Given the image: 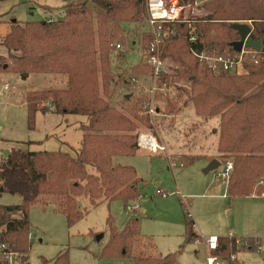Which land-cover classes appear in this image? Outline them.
I'll list each match as a JSON object with an SVG mask.
<instances>
[{
  "label": "rangeland",
  "instance_id": "374dc122",
  "mask_svg": "<svg viewBox=\"0 0 264 264\" xmlns=\"http://www.w3.org/2000/svg\"><path fill=\"white\" fill-rule=\"evenodd\" d=\"M86 1L91 0H70L67 5L64 0H0V56L9 57L1 42L13 19L21 23L58 21L65 17L66 6ZM182 1L187 4L185 16L193 21V28L212 14L208 3L214 0ZM91 9L90 16L97 31L98 9L94 5ZM124 18L127 21L120 23L121 32L109 46V62L103 66L97 56L95 77L99 97L136 125L130 135L138 150L134 155L115 157L113 163L136 170L141 181V196L136 203L103 200L96 206L89 198L81 196L77 203L83 216L74 224L50 201L34 205L30 209L29 263L54 264L60 254L67 253L69 264H134L133 258L115 253L110 243L113 233L123 231L129 220L137 219L136 254L143 252L160 258L175 255V264H206L205 247L186 237L185 225L190 213L202 240L215 235L259 241L261 252L240 249L236 259L239 264H264V192L261 193L264 175L256 180L252 196H229L228 180L223 174L226 164L234 163L235 154L219 152L221 116L207 117L196 109L195 80L192 79H199V75L196 72L184 74L189 60L179 48L182 45L176 44L173 48L169 43L165 45L163 59L168 61L169 68L152 86L153 71L144 56L149 43H146L147 19H134L132 13ZM249 22L252 24L249 20L239 23L248 25ZM217 34L216 29L210 30L211 36L217 37ZM117 44L122 46L120 51L115 50ZM213 47L224 55L229 52L216 45ZM96 49L99 50V46ZM168 51L170 56L166 55ZM5 61L0 66V172L11 170L13 165L23 169L28 152L62 151L77 157L84 134L81 127L88 124L89 118L57 115L51 111L31 115L27 105L30 92L67 89L69 76H21L8 71L13 63ZM247 61L257 65L264 62V57L247 55L238 71L216 75L222 79L227 76L246 78ZM6 65L8 69H4ZM143 65L149 67L148 72ZM126 96L130 98L127 100ZM145 106L153 113H146ZM138 109L140 119L134 116ZM143 135L152 136L164 150L155 154L141 149L139 139ZM188 160L194 161L187 164ZM213 160L221 165L208 171L207 161ZM89 171L95 173L93 168ZM21 203L18 196L0 194L2 206ZM137 204L139 212L129 210ZM146 243H152L155 250L147 248ZM14 258L15 264H19L16 255Z\"/></svg>",
  "mask_w": 264,
  "mask_h": 264
},
{
  "label": "trees",
  "instance_id": "16d2710c",
  "mask_svg": "<svg viewBox=\"0 0 264 264\" xmlns=\"http://www.w3.org/2000/svg\"><path fill=\"white\" fill-rule=\"evenodd\" d=\"M69 1L64 0L65 5ZM92 5L98 9L97 31L90 16ZM208 8L212 14L195 26L196 43L190 41L189 25L175 24L176 33L166 44L169 43L171 48L181 44L179 48L189 60L184 74L196 72L199 75V79L191 78L195 80L193 94H196L197 111L207 117L221 116L219 152L235 154L227 182L229 196H252L256 180L264 175V62L258 61L260 64L256 65L247 61L249 73L246 78L227 76L222 79L207 63L200 62L194 52L216 45L229 51L226 56H234L237 52L232 44L239 37L233 26L244 20L252 21V38L264 44V0H214L208 3ZM66 9L65 17L58 21L21 23L13 19L10 32L1 42L9 57L0 56V66L5 60L13 63L9 69L7 65L4 69L21 76H69L67 89L27 94L31 115L51 111L57 115L89 118L88 124L81 127L84 134L77 157L62 151L28 152L23 169L13 165L11 170L0 172V194L22 199L20 205H0V245L16 255L19 264H30V209L34 205L50 201L70 224H74L83 216L77 203L81 196L89 198L93 206L103 200L117 199L126 204L136 203L141 196V181L136 170L113 163L115 157L134 155L138 150L130 135L136 125L99 97L95 75L98 55L103 66L109 62V46L121 32L120 23L127 21L124 16L132 13L134 19H147L145 1L91 0L66 6ZM212 28L219 32L217 37L210 35ZM150 40L148 36L146 43ZM166 55L170 56L169 51ZM257 57H264V53ZM143 66L148 72L149 67ZM139 112V109L135 110L137 119H140ZM193 161L188 160L187 164ZM90 168L95 173L90 172ZM185 229L188 241L195 242L199 238L193 222L187 221ZM138 231L139 221L129 220L123 231L113 233L111 249L120 256L133 258L134 264H175V255L160 258L143 252L136 254ZM146 244L151 251L155 250L152 243ZM238 251L233 238H219L217 255L223 256L228 264H239L232 261ZM54 264H69L68 254H60Z\"/></svg>",
  "mask_w": 264,
  "mask_h": 264
},
{
  "label": "built area",
  "instance_id": "2783aa9c",
  "mask_svg": "<svg viewBox=\"0 0 264 264\" xmlns=\"http://www.w3.org/2000/svg\"><path fill=\"white\" fill-rule=\"evenodd\" d=\"M147 10V29L148 35L151 37L149 44L145 50V63L152 69V78L155 85V81L158 80L165 72L168 71L169 63L167 60L163 59V49L166 45L167 40L171 35H175V30L173 26L175 24H187L191 29L190 41L196 43L198 36L195 28L192 26L190 18L185 16L187 9V4L182 0H144ZM251 27V34L254 32L252 24L247 23ZM264 46V44H263ZM122 46L120 44L116 45V50L120 51ZM263 52H256L252 49L243 48L241 53H236L234 56L224 55V53L219 52L215 47H204L201 51L195 50V56L202 63H207L210 69L215 72H236L242 67V62L245 56L252 55L253 57L261 54ZM137 82V80H133ZM155 91V86L153 87V93ZM146 113H153L152 109L145 106ZM155 143V144H154ZM139 146L147 149L151 152L157 153L163 151L157 142L149 136H141L139 139ZM233 170V164L228 162L226 164L225 173L223 177L229 180L230 174ZM130 211L139 212L140 206L137 204ZM189 221L193 222L192 215H188ZM235 241V246L238 250L254 248L258 252H261V246L259 241L252 239H237L233 238ZM196 244L203 245L206 250V264H228L226 260L217 255V250L219 248V238L211 236L206 240L198 238ZM232 261H236V257L232 256ZM16 260L14 254L7 251L4 245H0V264H15Z\"/></svg>",
  "mask_w": 264,
  "mask_h": 264
},
{
  "label": "water",
  "instance_id": "95a60500",
  "mask_svg": "<svg viewBox=\"0 0 264 264\" xmlns=\"http://www.w3.org/2000/svg\"><path fill=\"white\" fill-rule=\"evenodd\" d=\"M233 28L237 31L239 37V40L232 44L235 52L241 53L243 51V48L245 47L248 49H252L258 53H264L263 42L261 40L256 41L252 37H250L251 27L249 25H246L245 23H237L233 26ZM6 67L7 66H5V68ZM129 98L130 96H126L127 100ZM220 165L221 163L218 160H213L208 167V171L216 170L220 167Z\"/></svg>",
  "mask_w": 264,
  "mask_h": 264
},
{
  "label": "crops",
  "instance_id": "0c3cea01",
  "mask_svg": "<svg viewBox=\"0 0 264 264\" xmlns=\"http://www.w3.org/2000/svg\"><path fill=\"white\" fill-rule=\"evenodd\" d=\"M10 32V26H9V29H8V31H6V34L3 36V39H4V37L8 34ZM89 121V120H88ZM141 149H143V150H147V149H144V148H142L141 147ZM141 151V150H140ZM147 151H149V150H147ZM150 153H154V152H151V151H149ZM158 153V152H157ZM157 153H155V154H157ZM207 163L208 164H210V162L209 161H207ZM228 182V181H227ZM195 230H196V233H197V235L199 236V231H197V229L195 228ZM233 234V233H232ZM214 237H216L215 235H213ZM228 238V237H227ZM230 238V237H229ZM236 257V256H235ZM236 261H237V259H236Z\"/></svg>",
  "mask_w": 264,
  "mask_h": 264
},
{
  "label": "bare ground",
  "instance_id": "6f19581e",
  "mask_svg": "<svg viewBox=\"0 0 264 264\" xmlns=\"http://www.w3.org/2000/svg\"><path fill=\"white\" fill-rule=\"evenodd\" d=\"M152 137V136H151ZM155 144V143H154Z\"/></svg>",
  "mask_w": 264,
  "mask_h": 264
}]
</instances>
